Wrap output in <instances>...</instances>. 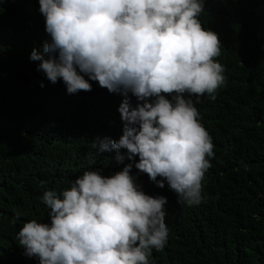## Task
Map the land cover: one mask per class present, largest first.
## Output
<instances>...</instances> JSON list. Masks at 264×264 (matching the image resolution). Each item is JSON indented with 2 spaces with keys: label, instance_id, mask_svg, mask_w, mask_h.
I'll list each match as a JSON object with an SVG mask.
<instances>
[{
  "label": "trees",
  "instance_id": "16d2710c",
  "mask_svg": "<svg viewBox=\"0 0 264 264\" xmlns=\"http://www.w3.org/2000/svg\"><path fill=\"white\" fill-rule=\"evenodd\" d=\"M0 264H264V0H0Z\"/></svg>",
  "mask_w": 264,
  "mask_h": 264
},
{
  "label": "rangeland",
  "instance_id": "374dc122",
  "mask_svg": "<svg viewBox=\"0 0 264 264\" xmlns=\"http://www.w3.org/2000/svg\"><path fill=\"white\" fill-rule=\"evenodd\" d=\"M153 25H154L155 27H157V28H160V27H159V25H155V24H153ZM140 31L142 32V30H141V29H140Z\"/></svg>",
  "mask_w": 264,
  "mask_h": 264
}]
</instances>
